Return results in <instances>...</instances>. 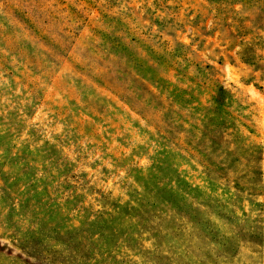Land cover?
<instances>
[{
  "label": "rangeland",
  "instance_id": "rangeland-1",
  "mask_svg": "<svg viewBox=\"0 0 264 264\" xmlns=\"http://www.w3.org/2000/svg\"><path fill=\"white\" fill-rule=\"evenodd\" d=\"M19 1L0 264H264V0Z\"/></svg>",
  "mask_w": 264,
  "mask_h": 264
},
{
  "label": "trees",
  "instance_id": "trees-1",
  "mask_svg": "<svg viewBox=\"0 0 264 264\" xmlns=\"http://www.w3.org/2000/svg\"><path fill=\"white\" fill-rule=\"evenodd\" d=\"M0 12H3V14L9 15L12 12H17V16H19L20 12L22 13V16L24 19H22L23 22H29V10L26 9L24 2L19 1L16 2V0H0ZM15 20V19H14ZM6 36L2 35V38L4 39Z\"/></svg>",
  "mask_w": 264,
  "mask_h": 264
}]
</instances>
